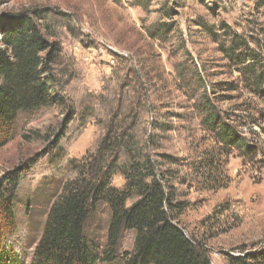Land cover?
Listing matches in <instances>:
<instances>
[{
    "label": "rangeland",
    "instance_id": "1",
    "mask_svg": "<svg viewBox=\"0 0 264 264\" xmlns=\"http://www.w3.org/2000/svg\"><path fill=\"white\" fill-rule=\"evenodd\" d=\"M35 10L49 12L57 31L62 53L54 69L69 110L20 114L0 149V181L27 168L16 192V232L3 240L0 264H31L50 206L73 177L69 164L89 162L110 125L128 116L139 138L152 140L157 165L173 172L178 226L211 264L264 251V84L255 78L264 76V0H0V17ZM233 35L256 61L246 51L243 64L227 58ZM203 103L248 152L218 140L203 123ZM156 123L166 130H154ZM55 141L67 144L58 167L49 160ZM124 184L112 180L116 189ZM109 217L99 205L86 222L99 255ZM133 241L125 232L119 256Z\"/></svg>",
    "mask_w": 264,
    "mask_h": 264
},
{
    "label": "trees",
    "instance_id": "2",
    "mask_svg": "<svg viewBox=\"0 0 264 264\" xmlns=\"http://www.w3.org/2000/svg\"><path fill=\"white\" fill-rule=\"evenodd\" d=\"M57 40L49 12L35 10L0 17V149L12 138L20 114L36 113L54 105L69 110L62 96L64 87L54 69L62 53ZM230 40L231 46L226 49L230 61L243 64L240 58L246 52L256 59L240 36L233 35ZM249 68L245 70L255 76V71ZM255 78L256 84H264V76L259 74ZM207 105L202 104L206 116L203 123L223 144L248 152L250 147L238 142L226 125L219 127ZM68 112V118L73 120L76 114L72 110ZM173 117L168 115L165 120ZM128 121L129 116L115 126L110 125L89 162L69 164L73 177L64 183L50 206L31 264H111L116 260L124 264H211L206 253L178 226L176 220L181 208L179 203H174L173 172L157 165L152 140L139 138L134 131L137 125ZM76 122L84 123L82 118ZM151 125L154 130H166L160 123ZM51 149V166L58 167L67 156V144L60 146L55 141ZM26 169L6 174L0 181L1 258L6 254L3 240L16 232V192L19 177ZM116 176L125 181L121 189L112 187ZM99 205L110 211L101 255L89 246L85 236L86 222ZM125 232H133L134 241L130 253L123 258L119 256V245ZM228 261L229 264L263 263L264 251L244 258L231 257Z\"/></svg>",
    "mask_w": 264,
    "mask_h": 264
}]
</instances>
